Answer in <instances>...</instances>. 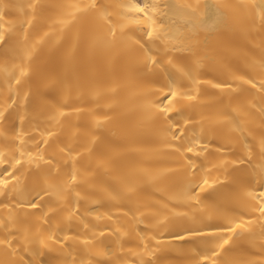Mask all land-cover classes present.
I'll use <instances>...</instances> for the list:
<instances>
[{
  "label": "bare ground",
  "instance_id": "obj_1",
  "mask_svg": "<svg viewBox=\"0 0 264 264\" xmlns=\"http://www.w3.org/2000/svg\"><path fill=\"white\" fill-rule=\"evenodd\" d=\"M0 264H264V0H0Z\"/></svg>",
  "mask_w": 264,
  "mask_h": 264
},
{
  "label": "snow or ice",
  "instance_id": "obj_2",
  "mask_svg": "<svg viewBox=\"0 0 264 264\" xmlns=\"http://www.w3.org/2000/svg\"><path fill=\"white\" fill-rule=\"evenodd\" d=\"M138 10H139V11H143V8H139Z\"/></svg>",
  "mask_w": 264,
  "mask_h": 264
}]
</instances>
